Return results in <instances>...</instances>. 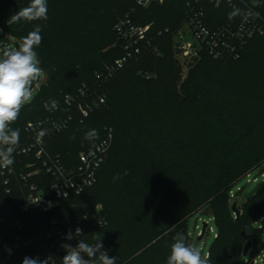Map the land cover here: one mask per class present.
I'll list each match as a JSON object with an SVG mask.
<instances>
[{"label":"trees","instance_id":"obj_1","mask_svg":"<svg viewBox=\"0 0 264 264\" xmlns=\"http://www.w3.org/2000/svg\"><path fill=\"white\" fill-rule=\"evenodd\" d=\"M185 1L164 0L144 8L136 0H47V20L9 26L10 16L30 0H0L2 46L9 42L6 35L22 41L37 25L42 29V41L34 50L46 80L12 124L23 138L28 121L48 115L45 103L56 100L64 105L66 95L76 94L85 84H98L97 73L123 55L114 29L121 18L129 14L135 23L151 24L156 35L159 53L146 52L116 73L103 88L104 104L83 121L44 136L48 151L60 154L64 164L73 167L79 164L82 150L101 140L109 127L114 129L113 145L97 182L81 194L62 199L36 220L57 219L75 226L102 205L107 224L88 226L80 239L92 243L93 235H103L104 249L117 257L116 264H167L178 232L192 244L188 218L205 206L217 227L207 252L209 264H239L251 240L252 223L264 211V186L242 202L238 218L229 196L237 179L264 164V36L250 39L237 59H215L203 52L181 82L173 38L159 31H175L181 25ZM210 9L215 16L223 11ZM226 18H217L216 24ZM186 85L196 91L197 99L191 100L196 107H202L200 101L211 94L205 107L212 109L203 118L210 123L208 142L198 146L187 140L181 128L184 119L190 118L188 111L177 107L189 102ZM164 88L170 99L163 96ZM147 118L158 125L156 130ZM91 130L97 135L87 139ZM102 175L120 178L121 187L100 181ZM11 185V193H6L0 181V209L13 207L7 220L0 222V234L13 246L20 231L15 221L28 224L34 218L20 209L21 185L16 180ZM256 243L252 240L253 246ZM38 252L36 244L21 243L1 264H22L25 256Z\"/></svg>","mask_w":264,"mask_h":264},{"label":"built area","instance_id":"obj_2","mask_svg":"<svg viewBox=\"0 0 264 264\" xmlns=\"http://www.w3.org/2000/svg\"><path fill=\"white\" fill-rule=\"evenodd\" d=\"M163 1L136 0V4L147 8L155 2ZM211 7L223 11L215 16ZM236 9H239V14L230 18V13ZM225 16L226 22L216 24L217 18ZM114 29L118 34L123 55L108 65L105 71L97 73L98 84L94 86L85 84L76 94L66 95L64 105L58 104L55 110H50L49 104L45 103L48 115L27 122L26 136L19 137L18 146L13 153V164L7 168L0 167L3 189L6 193H11L12 182L18 181L24 193L22 200L18 199L20 209L25 215L34 218L28 224L21 220L15 221L20 231L13 246L0 234V264L2 259L10 258L13 247L21 243L38 246L39 252L33 258L43 260L52 256L55 264H61L65 255L62 244L69 243L75 247L88 226L107 224L102 213V205H97L96 213L86 214L83 221L75 226L59 223L57 219L43 221L40 218L38 221L36 218L57 207L62 199L73 194H81L97 182L98 172L106 163L113 145L114 129L109 127L101 140L82 150L79 153V164L73 167H67L60 154L50 153L44 137L37 140V133L43 128L48 130L46 135H52L67 129L76 120L83 121L106 102V92L103 88L116 73L146 52L159 53L156 35L151 33V24L135 23L127 14L115 24ZM163 32L173 38L174 50L182 66L197 63L201 60L203 52H207L215 59H237L242 55L250 39L264 36V0H186L181 25L175 31L169 28L160 30L159 34ZM8 46L9 42H4L3 50ZM10 127L13 128L12 125ZM262 167L264 164L250 169L239 179L247 177L248 182L263 181ZM257 168L262 180L259 176L251 177L252 171ZM238 180L229 190L231 202L236 201L237 204L240 196L238 194L243 191L241 187L238 192L233 189ZM12 210V206L0 209V222H5ZM257 222H264L263 214L254 220L252 225ZM77 228L82 232L81 236L76 237ZM260 229L264 232V225ZM69 232L73 233V239L66 240L65 236ZM6 249H11V254ZM250 249L255 251L256 248L252 245ZM259 259L260 264H264V247ZM257 262L256 259H247L243 264Z\"/></svg>","mask_w":264,"mask_h":264},{"label":"clouds","instance_id":"obj_3","mask_svg":"<svg viewBox=\"0 0 264 264\" xmlns=\"http://www.w3.org/2000/svg\"><path fill=\"white\" fill-rule=\"evenodd\" d=\"M47 0H30L27 7L15 12L7 21L9 26L21 21L32 22L47 20ZM239 14V9L230 13V18ZM41 27L37 25L33 31L22 39L17 48L5 49L0 52V167H9L13 164V153L19 143V129L10 127L18 118L21 109L30 103L33 98L32 86L40 79L43 69L34 50L41 41ZM58 101L51 100L50 110L58 107ZM48 130L41 128L37 133V140H41ZM97 135L95 130L86 134L87 139H93ZM82 230L77 228L75 236H81ZM66 240L73 239V233L65 236ZM167 264H209L202 251L186 242L183 233L174 236ZM103 235H93L92 243L86 239H79L75 247L64 243L61 247L65 255L61 264H116V256H109L102 243ZM11 254V249H6ZM22 264H55L52 256L43 260L36 257L25 256Z\"/></svg>","mask_w":264,"mask_h":264},{"label":"rangeland","instance_id":"obj_4","mask_svg":"<svg viewBox=\"0 0 264 264\" xmlns=\"http://www.w3.org/2000/svg\"><path fill=\"white\" fill-rule=\"evenodd\" d=\"M158 3V2H155ZM135 7L130 8V11H133ZM3 34L2 30H0V37ZM9 38V46L6 47V49H12V48H17L19 44L22 42L19 38L13 36V35H6ZM3 51V46L2 43H0V52ZM175 51V50H174ZM175 58L178 60L176 52H175ZM179 62V60H178ZM198 63V62H197ZM197 63L188 66V65H181V82L185 81L188 73L191 69V67H194ZM41 67V66H40ZM42 68V67H41ZM141 72V71H140ZM139 72V73H140ZM46 80V73L43 71L40 79L37 81V83H34L32 86V92H33V98L32 100L38 95L40 85L44 83ZM186 91H187V100L189 102H185L181 104H178L177 107H180L185 113L188 111L190 118L184 119L183 123L181 124V128L184 131L187 140L189 142L193 141V146H198L201 144H205L208 142V138L206 136V132L208 128L210 127V123H208V120L203 121V118L208 115L212 109V107H205L210 103V96L211 94L206 95L202 101H200L202 107H196L197 103L193 102L191 103V100H196L197 96L195 94V90L193 88H189V85L185 86ZM163 96L165 99H170V93L166 91V89H163ZM31 100V101H32ZM151 129L156 130V127L158 126L152 119L147 118ZM175 122V121H173ZM178 127V125H177ZM259 176V178L262 180L263 178L261 177L259 173V169H254L251 173V177ZM100 181H106L109 182V184H112L115 187H121V180L120 178H111L106 175H102L100 177ZM238 180V179H237ZM258 182H248L247 177H243L237 181V183L233 186V189L235 192H238V189L241 187L243 188L242 193L238 194L239 196V203L237 204L238 207L240 208L241 212V206L242 202L244 199L246 200L247 194L256 186ZM89 213V212H88ZM87 214V213H86ZM264 215V211L262 213ZM207 223V229H206V234L199 239L203 223ZM264 225V222H257L256 224L252 225V230L250 233V239L257 242L255 245V251L254 249H250L246 255H243L241 259V263L243 264L245 260L247 259H256L258 262L256 264H260V256L263 253V245H264V232H260L261 226ZM188 228L190 232V236L192 238V244L193 246L199 248L202 251V255L207 257V252L209 251L211 244L213 243L216 233H217V227L216 223L214 221V217L212 213L209 210L208 206L202 207L200 210L189 216L188 218ZM212 228V229H211ZM254 248V247H253Z\"/></svg>","mask_w":264,"mask_h":264},{"label":"water","instance_id":"obj_5","mask_svg":"<svg viewBox=\"0 0 264 264\" xmlns=\"http://www.w3.org/2000/svg\"><path fill=\"white\" fill-rule=\"evenodd\" d=\"M264 167H262L263 169ZM262 186H264V180L263 181H260L256 184V186L247 194L246 196V199L250 198L252 195H254ZM231 209L232 211L236 214V218L239 217L240 215V208L238 207L237 205V202L234 201L232 204H231ZM207 229V223L204 222L203 223V227H202V230H201V233H200V236H199V239H201L205 233ZM252 246V240H249L247 242V244L245 245L244 249H243V255H246L247 252L249 251V249L251 248Z\"/></svg>","mask_w":264,"mask_h":264}]
</instances>
